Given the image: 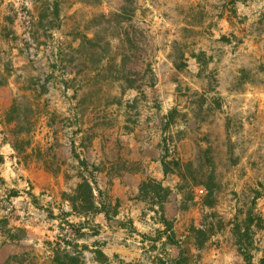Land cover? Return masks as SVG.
<instances>
[{"label":"rangeland","instance_id":"374dc122","mask_svg":"<svg viewBox=\"0 0 264 264\" xmlns=\"http://www.w3.org/2000/svg\"><path fill=\"white\" fill-rule=\"evenodd\" d=\"M80 1L63 33L43 42L33 43L26 19L27 63L2 61L0 220L8 223L0 234L23 242L34 235L14 242L11 256L49 263L46 241L62 222L52 216L72 211L69 197L86 169L100 184L107 171H146L170 147L187 179L163 184L173 190L166 217L181 249L160 236L158 205L142 198L118 219L89 216L100 235L81 243L104 244L109 264H175L180 255L182 264H264V15L229 9L223 26L221 5L208 0ZM86 261L98 264L89 252Z\"/></svg>","mask_w":264,"mask_h":264},{"label":"trees","instance_id":"16d2710c","mask_svg":"<svg viewBox=\"0 0 264 264\" xmlns=\"http://www.w3.org/2000/svg\"><path fill=\"white\" fill-rule=\"evenodd\" d=\"M87 1V0H84ZM245 2L246 0H230L229 6L232 11L236 12L235 7L238 2ZM58 5H55L57 10ZM50 5H45L40 15V28L52 27L54 21L49 20L50 17ZM101 18H106V15H102ZM97 19L93 20L88 26L87 32H91L96 29ZM35 25L31 24V38L35 42H39L41 36L39 31L34 30ZM46 31V30H45ZM46 36L48 37L47 32ZM78 38H82V45L88 46L90 49L97 46L96 38H89L87 35H77ZM32 44V43H31ZM30 47V45H28ZM92 50V49H91ZM83 53V52H82ZM94 66L98 65V60L94 59L95 55H92ZM101 72V71H100ZM129 89L136 88L134 85H129ZM126 89H124L125 91ZM164 155L162 157V164L166 178L171 175H177L182 182L187 179L183 172V166L180 159H171L170 147L163 149ZM5 163V158L0 152V167ZM86 166V165H85ZM81 182L77 188L73 191V194L69 197V202L72 211L70 213L62 212L60 216H52L53 219L62 218L60 225L61 232L55 237L54 240L46 241V245L49 247L50 255L48 257V264H87L86 254L91 253L94 256L95 261L98 264H109L111 258L104 252V244L99 241H94L93 245H89L88 242L81 243L82 240L87 238L93 239L100 235L99 226L94 225V221H90V217L95 219L100 215H104L107 221H111L119 215L118 205L113 206L109 198V195L103 191L100 187L98 177L95 173L89 172L86 169L85 173L80 174ZM183 186V185H182ZM173 190L170 187H165L162 182H156L154 180L145 181L142 183L140 188V198L144 200H150L158 205L157 214L160 216V223L165 226L163 233H160L161 237L166 236L168 243L181 249L179 241L176 239V234L173 230V223L166 217V204L169 202ZM19 192H13L11 197H19ZM71 216L86 217L85 221L75 223L69 218ZM89 217V218H88ZM249 226L252 223L251 218L248 219ZM7 224V219L0 220V224ZM10 242H21L25 237H18L15 234L10 233ZM118 257V255H115ZM38 259H41L39 255L33 253H24L22 255L16 254L11 256L5 264H40ZM175 264L181 263V255Z\"/></svg>","mask_w":264,"mask_h":264},{"label":"crops","instance_id":"0c3cea01","mask_svg":"<svg viewBox=\"0 0 264 264\" xmlns=\"http://www.w3.org/2000/svg\"><path fill=\"white\" fill-rule=\"evenodd\" d=\"M208 2L210 4L221 5L219 8L220 10H218L217 13L224 15L222 25L225 26L228 21V10L234 9L228 5L230 0H208ZM63 3L64 0H0V74L1 72H5L2 63L4 57L11 62V65L14 68L22 67L23 64H26L28 61L22 43L23 41L28 42L30 40L27 34L24 33V22L26 19L29 20V23L35 25L34 30L39 31V36L46 35L45 32H47L48 35H56V32L61 34L64 29L67 28L66 22L69 17L78 15L84 7L83 2L80 0L72 1V3L68 7H65V9L63 8ZM201 3L205 5L202 0L197 1V5ZM45 5H50L51 12L49 20L54 21V25L52 27L40 28V15ZM55 5H58L57 10H55ZM16 7H19L21 10L24 8L29 10L28 12L30 16L26 18V16L23 17L21 13L17 15L16 13L19 11V8L16 9ZM239 7L244 8L245 10L248 9L251 13L256 14L257 17L264 15V0H246L245 2H238L235 10L237 11V8ZM11 11H14V13ZM262 17L264 18V16ZM247 19L248 18L245 16L244 23H246ZM30 28L31 27H29V29ZM40 41L43 42L44 39H40ZM38 47L39 49L36 53L39 58H43L45 56L44 46L38 45ZM147 163H149V166L146 168V171L140 170L129 172L124 170L119 176H112L109 174V171L102 174L104 181L100 182V187L103 191L108 192L112 205H118L119 215L116 217L117 219L120 217L123 208L130 203L132 204L133 201L136 203L138 201L136 198L141 199L140 188L143 182L154 180L158 183L162 182L164 184V181L169 178V176L167 178L165 176L162 158L161 160L155 161H151V158H149ZM132 192H134L135 195H132ZM133 198L135 200H133ZM99 217L106 220L104 215H100L98 218ZM95 225L102 227V225L98 223V220L95 221ZM30 238H34V235L31 234V232L28 234V240L18 242L20 243L19 245H24L25 242L29 243ZM109 246L114 247L111 246V244H109ZM116 247L113 249V252L118 253L119 249H116ZM12 248H15V244L6 240V238L0 234V264L5 263L11 254L14 253Z\"/></svg>","mask_w":264,"mask_h":264},{"label":"built area","instance_id":"2783aa9c","mask_svg":"<svg viewBox=\"0 0 264 264\" xmlns=\"http://www.w3.org/2000/svg\"><path fill=\"white\" fill-rule=\"evenodd\" d=\"M200 193H202V194H203V193H204V190H203V189H201V190H200Z\"/></svg>","mask_w":264,"mask_h":264}]
</instances>
